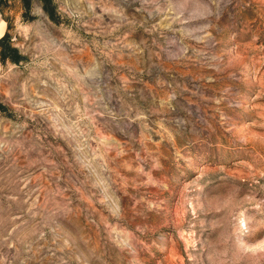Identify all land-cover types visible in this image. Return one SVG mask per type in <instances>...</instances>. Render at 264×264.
<instances>
[{
  "label": "rangeland",
  "instance_id": "374dc122",
  "mask_svg": "<svg viewBox=\"0 0 264 264\" xmlns=\"http://www.w3.org/2000/svg\"><path fill=\"white\" fill-rule=\"evenodd\" d=\"M0 8V264H264V0Z\"/></svg>",
  "mask_w": 264,
  "mask_h": 264
},
{
  "label": "crops",
  "instance_id": "0c3cea01",
  "mask_svg": "<svg viewBox=\"0 0 264 264\" xmlns=\"http://www.w3.org/2000/svg\"><path fill=\"white\" fill-rule=\"evenodd\" d=\"M6 31V21L3 16V11L0 8V38L4 35Z\"/></svg>",
  "mask_w": 264,
  "mask_h": 264
},
{
  "label": "trees",
  "instance_id": "16d2710c",
  "mask_svg": "<svg viewBox=\"0 0 264 264\" xmlns=\"http://www.w3.org/2000/svg\"><path fill=\"white\" fill-rule=\"evenodd\" d=\"M4 34H5V33H4ZM3 36H4V35H3ZM3 36H2V37H3ZM2 37H1V38H2Z\"/></svg>",
  "mask_w": 264,
  "mask_h": 264
}]
</instances>
